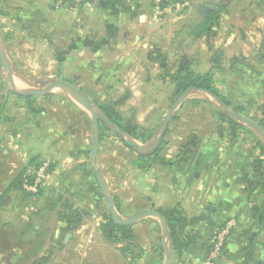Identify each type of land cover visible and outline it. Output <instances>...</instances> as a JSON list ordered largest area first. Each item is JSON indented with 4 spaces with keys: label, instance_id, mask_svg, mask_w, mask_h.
<instances>
[{
    "label": "crops",
    "instance_id": "1",
    "mask_svg": "<svg viewBox=\"0 0 264 264\" xmlns=\"http://www.w3.org/2000/svg\"><path fill=\"white\" fill-rule=\"evenodd\" d=\"M152 1L96 0L78 9L72 5L57 9L55 0H7V14L0 17V48L30 56L45 52L39 57L56 68L52 76L67 82L70 73L68 83L94 85L99 99L119 102L132 95L126 86L122 95L114 96L128 82L158 81L160 86L171 84L169 91L174 92V84L163 77L165 69L173 72L189 66L206 73L216 67L217 84L221 81L226 91L231 79L233 104L243 105L247 115L258 116L257 121L264 118V0H193V6H186L176 18L166 16L161 22L152 17ZM208 7L211 10L205 14ZM212 12L208 30L197 37L195 28ZM11 67L15 68L13 62ZM13 71L15 86L28 84ZM1 80L0 264H114V260L118 264H204L214 232L228 219H234L235 225L217 264H264L260 156L256 142L248 138L258 134L264 146L260 123L246 115L262 130L248 125L252 134L234 137L222 125L203 131L182 125V119L176 120L178 130L173 129L172 118L167 143L145 171L137 169L129 147L105 139L117 153L108 161L112 165L108 172L100 171L113 201L118 197L122 209L142 201L134 214L160 208L184 224L174 245L169 229L166 237L160 220L152 216L128 223L134 231L132 239L108 238L103 229V213L108 210L102 203L105 195L96 193L95 172L108 165L110 151L98 144L96 167L90 113L81 108L80 120H75L61 104L49 109L33 102L46 98L48 92L10 91L3 89L5 80ZM201 92L205 95L186 98L221 104L214 95ZM136 114L135 122L143 123ZM82 120L92 133H86ZM162 137L157 131L145 142L147 149L137 152L150 151ZM186 146L191 150L189 159L180 164ZM33 160L54 165L47 186L37 196L26 195L17 185L21 172L35 165Z\"/></svg>",
    "mask_w": 264,
    "mask_h": 264
},
{
    "label": "rangeland",
    "instance_id": "2",
    "mask_svg": "<svg viewBox=\"0 0 264 264\" xmlns=\"http://www.w3.org/2000/svg\"><path fill=\"white\" fill-rule=\"evenodd\" d=\"M192 1L187 4L188 7H190L191 5L193 6ZM185 7L180 6L176 9H173L171 12H169V14H167V17H170V18L175 17L176 18L178 16V13L183 12V9ZM219 7H220V5H219ZM161 20L162 19H160V22H161ZM169 41L170 42L167 44L169 47H167V49H170V46H171L170 43L172 42V40L169 39ZM195 47H197L196 43H193L192 49H194ZM1 49L3 50V52L7 56L8 55L10 56L13 64H15V68H12V69L15 70V72L17 74H20L21 76H23V78L28 79V82H27L28 84H25V85L23 83L17 84V86H15V88H14L12 85H10L8 83L7 69L2 68L1 60H0V77L2 79L1 81L5 80V83H3L4 84L3 89H7L10 91H13V90L25 91L28 89L43 88L44 86L38 84V81L41 79H49V77L52 76V74H50V73L54 72L56 70V68H54V66H50L51 63L49 62V60H45V58H44V60H41V58L39 57L40 55L41 56L47 55V53H45V52L33 53L34 55L30 56V55H25L23 52H18V53L13 52V51L7 52L4 47H1ZM205 54H206V52H204L203 55H205ZM28 56H29V58H28ZM45 57L47 59H49L48 58L49 56L48 57L45 56ZM34 58H36V60H38V61L35 62ZM9 62H10V59H9ZM12 62H10V64ZM214 69L216 70V67H214ZM168 71H171V69L170 68L165 69L162 73L167 74ZM65 75H66V73H65ZM66 76H67V78H66L67 82H70L72 79L71 74L68 73ZM55 79L59 80L58 78H55ZM228 80H229V82H228L229 86L227 88V91L225 89V86L221 85V81H219V80H218L217 86L221 89V91L224 94L228 95V97H230L232 100V94H231L232 82H231V79H228ZM165 82H168V79H165ZM70 84H72V83H70ZM160 84L161 83H159L158 81H155V83L145 85L144 83H141V82L138 83V81H136V82H133L132 84H130V82H128L127 84L121 85V89H119V93L114 94L115 97L122 95L121 93L126 88V86L130 87L132 89V95L129 98L124 99L125 101H123V102H119V99H112V98L99 99L97 92L95 91L96 87H94V85H89L87 83L86 84L75 83V85H73V86L75 88H81L82 92H84L89 97V99L91 100V102L95 106L96 110L100 113L102 111L100 109V104H103L106 102H108V103L117 102L118 103L116 105V109L125 117V120H124L125 122H126V120H129V119H134V121H135V118L137 115L136 113H139L138 117H140L141 120L143 119V121H142L143 123H140V125L145 126V128L147 130L152 129V131H153L152 137H153L157 131L159 133H162L161 132L162 122H163L169 108L174 103V101L178 98V97L173 95L174 92H172V90L169 91L168 87L171 84L170 85L169 84L168 85H161V86H160ZM162 88L168 89V92L165 93L166 90H164ZM200 91L201 90H196V91L192 90L191 93H189L187 97H191V96L193 97L196 94L197 95H205V93H203V92L200 93ZM50 92H48L49 94H47V95H49V97H46V98L38 97V98H36V100H33V102L41 104V105H45L49 109L55 108L56 104H58V105L61 104V107L66 109L68 111L69 116L75 120H77V119L80 120L79 117L81 116L80 115V109L81 108L84 109L87 113H89L87 111V109L80 102L73 99L72 95L68 91L59 87V88L52 89ZM186 99L187 98H185L184 101ZM212 101H215V100L213 99ZM182 103L174 110L180 116V118H179L180 120L181 119L185 120V123L181 122V124L182 125L185 124L188 126H195V127L198 126L203 131L205 129H207V127L209 128V126H215L216 125V127H218L217 121H218L219 116H218L217 111L218 110L219 111L226 110L223 105L215 104L216 102L215 103L214 102L213 103L212 102H206L201 106L185 105L184 107L182 106ZM246 115H247V113L246 114L244 113V117ZM248 116L254 122L258 123L257 120L259 118H258V116H255L254 113L251 112L246 117H248ZM172 118H173V115H172L171 119ZM171 119L169 120L168 125L170 124ZM189 119H190V121H189ZM179 121H173V123L175 122L173 124L174 125L173 129L178 130L177 124H179V126H180ZM80 123H81V126L85 129L86 133H88V132L92 133L91 127L86 122H84L82 120V122L80 121ZM101 123H104L105 125H107L109 127L108 128L109 131H107L105 139H110L112 141L119 139V137L115 136L118 133H116L114 131L113 127H111L110 125H108L107 123L102 121V119L100 120V126H101ZM168 125H167V127H168ZM245 125L248 126V124H245ZM165 131L166 130H164L163 135H164ZM100 132H101V129L99 131V140H100ZM183 133L186 134L185 131ZM118 135H120V134H118ZM127 136H130V135H127ZM130 137H132V136H130ZM132 138L135 139L134 137H132ZM248 138L250 139L249 142H251V143L257 142V140H259L261 142L258 134H254L252 137L248 136ZM135 141H137L141 145L145 146V142H142L138 139H135ZM102 143H103L102 149H104V150L108 149V151H110L108 153H110V154H109L108 158H106V163H108V165L104 163L105 166H103V168L101 167V169H99V168L96 169V171H99V173H100V171L101 172H104V171L108 172L106 170H108V166L111 165V164L109 165V162L112 161V157H115V155L117 154L114 151V149L111 148V146L107 145L106 142L103 141ZM131 158L132 157H130V155H129V160H131ZM53 168L54 167L51 166V170H52L51 173L53 172ZM103 202H104V204H103L104 207H106L107 210L109 211L108 213L111 214L110 209L107 205V197L106 196H105L104 200H102V203ZM129 205L134 206L133 207L134 210L133 209L131 210L130 208L128 209ZM139 205H143V202L142 201H132L131 204L126 205L122 209L123 212L119 211L118 209H117V211L121 214V216L123 218H127V217L131 216L132 214H134V212H137L135 210V206H139ZM99 233H101V235H103L102 230H99ZM113 262H114V264H118V262L115 260Z\"/></svg>",
    "mask_w": 264,
    "mask_h": 264
},
{
    "label": "trees",
    "instance_id": "3",
    "mask_svg": "<svg viewBox=\"0 0 264 264\" xmlns=\"http://www.w3.org/2000/svg\"><path fill=\"white\" fill-rule=\"evenodd\" d=\"M7 2V0H0V17L5 16L6 10L4 9V4ZM205 13V12H204ZM207 14V13H206ZM213 15L214 13H209L205 20L198 24L195 28L194 32L197 37L202 36L209 28V25L213 21ZM164 79H168L174 84V93L173 95L176 97H179L183 92H185L188 89L193 90H205L211 92L215 97L221 99L225 105L232 108L235 112L244 115L246 114V109L243 105L235 106L228 95L224 94L221 89L217 86V81L215 78V69H211L206 73H199L195 71L193 68L189 66H184L181 69L175 70L171 73H167L164 76ZM46 97H49V95H46ZM209 102L205 100H201L199 98H187L183 103L182 106L185 105H198L201 106L204 103ZM118 103H103L100 104V109L111 118L113 122H115L123 132L126 134L134 137L135 139H138L142 142H147L152 137V129L147 130L145 126H142L134 121V119L125 120V117L116 109V105ZM218 112V129L221 128V125L227 128V130L234 136H240L241 133L243 134H252V129H250L247 125L240 122L233 114L227 112L226 110L217 111ZM180 116L176 113L173 116V120H178ZM263 127H264V118L260 119L258 121ZM220 127V128H219ZM109 127L105 125L104 123H101L100 129V141L99 143L102 144L103 141H105V136L107 134V131ZM170 132V128L167 127L163 137L161 138L159 144L152 148L148 152H137V150L134 147H131L126 144L123 136L116 134V137H119V140L125 147H129V149L132 150V154L134 155L133 163L139 170H147L151 165L152 162L159 158L160 151L162 150V147L164 144L167 143L166 135ZM189 143L187 144V146ZM185 147V151L182 152V156L178 159L180 164L185 163L189 159V151L190 149ZM256 147L259 150V156H260V163L258 166V172L261 175L260 179V187L261 191L264 194V146L263 144L257 140ZM35 163L34 166H37L40 161H32V163ZM51 166L54 167L53 163L51 162ZM26 169V168H25ZM26 170H23L20 174V177L17 180V185L26 195L33 196V195H39L43 190H41L38 194H32L28 193L23 190L22 188V182H23V176ZM96 193L101 198L103 197V194L101 193L100 188L97 186L95 188ZM115 203L117 205V209L121 212H123L119 198H114ZM68 206L73 209L72 204ZM166 219L167 226L169 229V235L171 238V241L173 242V245L178 240L179 236L182 234L184 229V224L182 221L172 218L168 211H164L163 209H157ZM77 212L76 208L73 209V214H76ZM109 211H105L103 213V217L106 220V222L103 225V229L105 232V235L108 238H116V239H125V238H133L134 237V231L132 229V224L128 223H116L114 219L112 218L111 214L108 213ZM138 212V211H137ZM78 215V214H77ZM76 215V216H77ZM67 215H64V217ZM75 216V217H76ZM210 249V245L208 246L207 253Z\"/></svg>",
    "mask_w": 264,
    "mask_h": 264
},
{
    "label": "water",
    "instance_id": "4",
    "mask_svg": "<svg viewBox=\"0 0 264 264\" xmlns=\"http://www.w3.org/2000/svg\"><path fill=\"white\" fill-rule=\"evenodd\" d=\"M210 10H211V7H208L205 10V14L208 13ZM0 60H1L2 67H4V69H7V77H8L9 83L15 88V82L13 80V69L11 67L9 60H8L7 55L3 52V50L1 48H0ZM38 84L43 85L44 87L38 88V89H28V90L22 91L21 93L26 94V95H37V94H43V93L50 92L52 89L60 87L64 90L68 91L72 95L73 99L80 102L87 109V111L91 114L92 119H93V123H94V139H95V141H94V145H93V156L95 159L96 167H97V160H98V144H99V131H100V120L101 119H102V121H104L105 123H107L108 125L113 127L114 131L116 133L122 135L127 145H129L131 147H135L138 151H144L145 149H147L146 146L141 145L140 143L135 141V139H133L132 137L127 136L128 134L123 132L120 129V127L115 122H113L111 120V118L109 116H107L103 111H101V113L98 112L96 110L95 106L93 105V103L91 102V100L89 98H87L85 95H83L72 84H70V83H68L62 79L57 80V79H55L54 76L49 77V79H43V80L39 81ZM192 90L193 89L191 88V89H188L185 92H183L174 101V103L171 105V107L169 108V110H168V112H167V114H166V116L162 122V125H161V132L162 133L166 129V127L169 123V120L171 119V117L174 113V110L184 101V99L188 96V94ZM207 92H209V91H207ZM209 93L212 94L211 92H209ZM217 100L225 107L226 111H228L229 113H232L234 116L238 117L241 122L248 124L249 126H251L253 128L258 127L259 129L262 130V128L259 125L252 123L251 121L247 120L245 117L234 112L230 107L225 105L221 99L217 98ZM95 176H96V180H97L99 188L101 189L102 193L107 197V204L109 206L111 216L116 223H133V222H136V221L141 220V219L146 218V217H150V216L157 217L161 222L162 230H163L165 236L166 237L168 236L167 221H166L165 217L160 212H158L156 210H147L144 212H140V213L131 215L127 218H123L121 216V214L117 211L115 202L109 196L106 184L103 181L99 171L95 172ZM168 260H169V255L167 254V262H168Z\"/></svg>",
    "mask_w": 264,
    "mask_h": 264
},
{
    "label": "built area",
    "instance_id": "5",
    "mask_svg": "<svg viewBox=\"0 0 264 264\" xmlns=\"http://www.w3.org/2000/svg\"><path fill=\"white\" fill-rule=\"evenodd\" d=\"M192 0H153L152 17L156 21L164 18L173 9L180 6H187ZM96 0H55V8L63 9L71 7L78 9L84 5L95 3ZM51 162L45 160L40 162L37 166H32L23 176L22 188L24 191L32 194H38L43 190L51 177ZM235 225L234 219H228L222 224L213 234L210 241V249L205 256L204 264H217L218 258L223 252L226 241L228 240Z\"/></svg>",
    "mask_w": 264,
    "mask_h": 264
}]
</instances>
